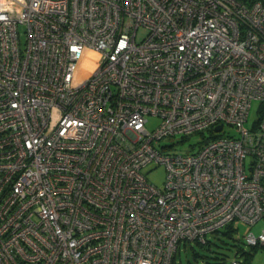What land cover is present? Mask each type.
Listing matches in <instances>:
<instances>
[{"label": "built area", "instance_id": "2783aa9c", "mask_svg": "<svg viewBox=\"0 0 264 264\" xmlns=\"http://www.w3.org/2000/svg\"><path fill=\"white\" fill-rule=\"evenodd\" d=\"M236 221L264 222V0H0V264H173Z\"/></svg>", "mask_w": 264, "mask_h": 264}, {"label": "rangeland", "instance_id": "374dc122", "mask_svg": "<svg viewBox=\"0 0 264 264\" xmlns=\"http://www.w3.org/2000/svg\"><path fill=\"white\" fill-rule=\"evenodd\" d=\"M146 30L144 28H140L137 31L136 39L140 40L143 37L146 36ZM259 102L257 100H253L251 102L250 110L248 113L247 120L245 121V126L247 128H251L255 120L257 119L259 115ZM159 119L156 117H149V121L147 122L146 126L149 130H153ZM226 133L230 134H236V130L230 126L225 125L223 128V132H221V135H225ZM202 139V137L198 134H193L186 138L183 142L179 144H171V141L169 138H162L160 140V144L169 145V149L171 151L177 152V153H184V152H191L196 148V144ZM142 173L145 175L147 180L156 185L157 187H162L165 176H166V170L163 165L161 164H148L147 166L142 168ZM235 228V231H233V237L236 239H239L240 242L237 246H232L230 249H217V247H214V252H218V250L225 256L227 259L226 262H223L222 264H229V261L231 258H233L236 255V251L238 249V246H241L242 248L246 249L247 251L251 252V255L249 256V259L246 264H264V246H256L252 250L251 247L247 246L244 242V237L248 232H253L255 234H258L262 227H264V222L259 221L255 225H248L243 222H234L231 226ZM221 231H224L225 228H221ZM208 238H212V235L209 234ZM192 246V247H191ZM198 252V255L194 258L193 254L194 252ZM214 252H211L209 250H204L202 248H199L197 244L194 242L190 244H186L185 246L182 245V243L179 245V248L176 252V262L180 264H218V260L213 258V255H215ZM220 255V254H218ZM237 259L243 260V256H237Z\"/></svg>", "mask_w": 264, "mask_h": 264}, {"label": "trees", "instance_id": "16d2710c", "mask_svg": "<svg viewBox=\"0 0 264 264\" xmlns=\"http://www.w3.org/2000/svg\"><path fill=\"white\" fill-rule=\"evenodd\" d=\"M212 136H215V135H211V137ZM232 225H233V223L229 224L227 226H224V228H225L224 231H221L220 230L221 228H220V229L212 232L211 233L212 238H208V236H207L204 243H199V242H194V243L197 244L199 246V248H202L204 250H209L211 252H214L213 251L214 247H217V249L220 250V249H230V247H232V246H237L238 243L240 242V240L233 237V231H235V228L231 227ZM244 242H245V240H244ZM191 243L192 242H182V245H184V246L186 244L191 245ZM245 244L247 246H249L246 242H245ZM249 247H251L250 249L252 250L256 246H249ZM178 248H177V250H178ZM219 250H218V252H214L215 255H213V258L218 260V262H217L218 264H222L223 262H226L227 259L225 258V256L223 254H221V252ZM176 252L173 256V264H180L179 262L178 263L176 262ZM193 252H194L193 256L195 258L196 255H198V252H195V251H193ZM218 254H220V255H218ZM239 255L243 256V260H241L242 264H246L248 259H249V256L251 255V252L247 251L246 249L242 248L241 246H238V249L236 251V255L233 258H237V256H239ZM230 261H229V264H230Z\"/></svg>", "mask_w": 264, "mask_h": 264}, {"label": "water", "instance_id": "95a60500", "mask_svg": "<svg viewBox=\"0 0 264 264\" xmlns=\"http://www.w3.org/2000/svg\"><path fill=\"white\" fill-rule=\"evenodd\" d=\"M220 129H221V126H220V125H217V126L214 128L215 131H219Z\"/></svg>", "mask_w": 264, "mask_h": 264}]
</instances>
